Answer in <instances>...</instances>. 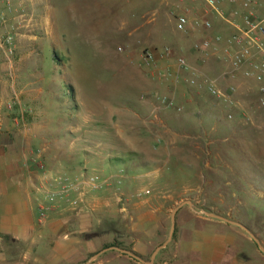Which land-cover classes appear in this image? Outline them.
<instances>
[{
    "label": "crops",
    "instance_id": "crops-1",
    "mask_svg": "<svg viewBox=\"0 0 264 264\" xmlns=\"http://www.w3.org/2000/svg\"><path fill=\"white\" fill-rule=\"evenodd\" d=\"M30 1L33 3H51L49 6H51L55 18L85 17V15L91 19L108 17L112 31L116 34L115 38L108 37L107 40L120 41L128 47L130 45L127 44H131L128 43L131 40L130 37L137 32L143 34L145 41L151 44L154 49L165 47L167 42H172L169 38L170 31L182 39V34H187L190 39H183V42H179L173 48L172 59L169 58L160 62L159 66L163 69L160 76L163 78L158 77L159 79H154V82L159 90L169 91L170 96L173 99L177 98L179 103L193 106L195 113H202L205 116L206 109L203 107L199 92L191 90V87H203L207 92L203 85L205 78L216 79L222 89L223 80H227L230 85H234L236 82V78L230 75L234 69L232 63H227L223 59L225 57L230 58V55L225 51L228 44L227 40L236 32V25H243L244 22L243 16L247 9L243 7L242 1L230 3L228 0H223L226 17L211 12L203 0ZM58 2L65 3L62 6L63 9L58 7L56 4ZM102 5L103 8H101ZM111 5H115V8ZM186 9H188L187 14L190 22L195 18H201V20L210 21L212 27L208 29L202 25L199 27L191 25L186 32L171 30L166 23V18L173 15L176 19V15L185 13ZM235 10H238L237 15H233ZM250 10L257 17L264 16V0H253ZM112 19L116 20L117 23L116 21L112 23ZM171 26H175V24L172 23ZM154 33L160 34V40L152 38ZM216 35L222 36V42L219 44L212 43V47L207 51L196 48L202 40L211 39L213 41ZM26 37H32L33 40L45 38L38 35H25L21 32L16 37L15 60H8L0 52L1 114L2 109H10L11 114L16 112L17 118H23L18 109H26L25 104L19 101L18 96H21L25 101L34 92H37L36 97L34 96L31 100L33 102L40 99V94L43 91L42 86L36 91L32 87V81L35 84L42 77H32L28 72L24 56L26 49L23 50L21 46ZM193 39L198 42L192 44ZM159 44L165 45L158 47ZM110 50L113 51V48L108 47L107 52ZM184 50L192 54L191 57L187 53L191 70H180L177 65V56H184L183 53L186 55ZM125 54L139 60V55L134 51L129 50ZM212 66L216 68L214 77L205 74L208 72V68ZM228 66L230 69H227ZM67 69L68 67H66V74H64L67 90L64 93L74 103L75 95H72L69 90V87L75 84L72 83L74 78ZM146 71L153 78L156 75L152 69H146ZM193 74L200 79L197 86H192L189 83ZM66 80H69V83H66ZM74 88L77 92L75 86ZM12 96L17 97L18 100V103H14L13 106ZM155 102L149 98L147 102H137L135 109H129L136 119H145L144 122L148 121L151 125H144L143 128L142 126L141 128L130 127L137 131L138 135L141 134L142 136L143 134L146 138L139 137L142 142L138 139L132 140V148L128 152V155H131L130 158H120L123 160L126 158L121 169L106 178L104 177L112 182L105 189L112 190L111 196L94 198L93 202L86 198L87 205L82 202L79 208H70L62 202L49 212L44 220L40 219V204L34 195L36 192L33 188L34 183L30 180L29 174L33 171L32 167L26 163L24 156L11 152V147L17 143L16 139L13 137L0 138V264H82L88 256L95 252L93 241L84 239L82 236L92 226L89 222V216L99 215L101 214L100 211L106 215L108 210L113 212V216L117 215L120 218L129 219L130 231L128 234L129 238L133 240V242L131 241L132 251L139 256H145L153 242L163 236L164 231L168 229L167 221L171 222L173 210L181 203L182 197L196 195L201 199L203 194L218 193L221 190H225L226 193L233 196L235 192L241 193L235 184L238 178L231 180L228 176H224V174L233 175V171L226 169L229 165L223 166L225 167L223 169L221 166L213 164L214 162L220 164L222 161H231L229 159L231 157L225 155L222 158L220 155L211 154L209 151L204 154L194 153L188 156L171 152L173 148L178 146L176 142L178 143L181 136H186V134L178 133L168 125V122L163 118V114L168 109H156ZM37 104L40 105V103ZM76 106L73 107L78 109ZM146 106H154V109H146ZM12 109H16V111H12ZM16 119L15 121L10 119V122L7 118L4 119L3 125L8 130L7 134H10V130L16 129L18 125ZM200 126L202 127V125ZM140 129L141 132H139ZM151 133L161 134L163 140L157 139V143L164 141V148L166 151L169 150L168 153L164 155L141 153L144 147L148 150L152 148L147 138L148 134ZM187 136L190 135L187 134ZM198 136L199 139H202L199 141L200 146L206 142V139L201 134ZM186 141L190 140L187 139ZM213 143L214 140L211 139L207 140L205 144L207 146ZM69 145L71 147L72 142ZM138 145H141L142 148ZM156 146H153L152 149H155ZM115 158L111 157L113 160ZM86 174L87 171L84 174L81 173V176ZM220 175L223 176L222 181L217 179ZM81 200L84 199L81 198ZM201 201L204 206L210 209L230 207L226 199L220 202L222 206L218 205L219 203L214 204L212 202V204L205 200ZM197 204H199L198 200L194 202V205L199 211L201 209H198ZM198 211L189 205H184L177 211L174 238L169 243V249L166 252L168 257L164 264H252L257 260L264 264V251L242 228ZM100 222V218L96 220L98 225ZM136 233H141L144 238H136L134 235ZM166 239H160V242H164ZM19 246H23V249L17 250ZM114 252L116 251L108 250L101 253L98 256L101 259H98L95 264H129V261Z\"/></svg>",
    "mask_w": 264,
    "mask_h": 264
},
{
    "label": "rangeland",
    "instance_id": "rangeland-1",
    "mask_svg": "<svg viewBox=\"0 0 264 264\" xmlns=\"http://www.w3.org/2000/svg\"><path fill=\"white\" fill-rule=\"evenodd\" d=\"M10 2L14 7L23 9V12H18L21 15H17L18 17L14 20L16 27L20 29V33L45 37L36 40H33L32 37H26V41L24 40L21 45L23 50L26 49L24 56L29 74L32 77H42L41 83L39 81L34 84L32 81L33 90L36 91L42 86L43 91L40 94V99L33 102L31 100L34 96L36 97L37 92H34L25 101L21 96H18L19 101H22L26 106V109H18L23 118H17L16 112L11 114L10 109H2V114L0 110V138L13 137L16 139L17 143L11 147V152L24 156L28 165L33 163V166L30 165L33 171L29 175L31 176L30 180L34 183L33 188L36 190L34 195L40 204L45 202V192L57 188L50 177H44V172L52 171L54 174L65 175L73 179L78 178L79 180L82 177L81 173L84 174L87 171V174L83 176L97 175L105 179L121 169L120 158H130L131 156L128 155L132 148L131 141L138 139L142 142L139 137L146 138L143 134L142 136L141 134L138 135V132L130 127L141 128L142 126L143 128L144 125H151L148 121L144 122L145 119H136L129 109H135L137 102L144 103L150 98L156 101L154 104L156 109H168L163 114L168 125L178 133L186 134V136H181L179 142H176L178 146L173 148L171 152L188 156L194 153L204 154L209 151L211 154L220 155L222 158L227 155L231 157L229 158L231 161H222L220 164L214 162L213 164L219 165L223 169L225 168L223 166L228 164L229 167L226 169L233 171L234 176L230 174H224V176H228L231 180L238 178L235 184L241 190L239 194L233 190V193L235 192L233 196L226 193L225 190H221L218 193L203 194L201 199L196 195H192V197L187 195L182 197L181 202L191 200L194 203L198 200V209L209 210L214 214L245 223L264 245V108L259 105L260 94L254 81L244 78L241 73L235 77L234 85L228 84L227 80L222 81L225 92H230L229 87L235 88V91L232 92L233 105H226L225 102L211 97L203 87H191V90L199 92L203 107L206 109L204 112L206 115L195 113L193 106L179 103L175 97L174 100L184 108L183 111L178 112L168 108L158 99L162 95L172 98L169 91L159 90L154 82L159 79L158 77L163 78L159 75V71L163 72L161 66L158 65L154 78L150 73H146L147 68L139 65L138 58L134 59L127 56L126 50L120 51V48L125 46H123L124 43L120 41L107 42L109 35L105 33V25L102 20H98L97 17L87 18L86 15L85 17L55 18L49 2L33 3L30 0H10ZM59 12L62 13V11ZM62 14L66 15L65 13ZM114 21L116 20L112 19V23ZM166 23L171 30L177 31L176 26H171L172 23L173 25L176 24L173 15L166 18ZM170 33L169 38L172 42L166 44L168 47H172V51L179 42L184 41L183 39H190L187 34H182V39L176 33L171 31ZM75 37L84 40L82 42L84 51L78 48L73 50L71 43ZM109 37L111 38V36ZM130 38V42H128L129 40L127 42L131 44H127L130 45L129 47L126 46L128 51H134L140 55L144 49H154L151 44L145 41L140 32ZM152 38L160 40V34L154 33ZM87 42H92V44L88 46ZM195 42L198 41L193 39L192 44ZM163 45L165 44H159L158 47ZM108 47H112L113 51L107 52ZM54 51L60 57L67 56L70 58V66L72 65L74 68L71 69L67 64H56L53 59ZM184 51L186 55L184 53L183 55L189 60L187 53L191 56V52ZM15 57L16 53L12 60H15ZM216 59L220 60L219 58ZM223 60H226L227 63L231 62L228 57ZM102 65L103 69L107 67L116 73L113 80L107 68L105 71L100 69ZM98 66L99 69H97ZM66 67L74 78L72 83H75L74 86L77 91L74 94V103L64 93L67 90L64 80ZM215 71L216 68L212 66L208 68V72L205 74L214 77ZM68 81L66 80V83H69ZM13 97L12 106L14 103H18L17 97ZM154 106H146L145 108L154 109ZM13 110L16 111V109ZM229 113L233 116L231 119L227 118ZM144 115L143 117H145ZM6 118L9 122L10 119L15 121L17 118L18 125L15 130L9 131L10 134H7L8 130L3 125ZM199 134L206 139V142L212 139L214 143L206 146V142H204L199 146V141H202L199 139ZM147 138L148 142L151 143L150 147L157 146L155 149L148 150L138 145L142 148L141 153L150 155L168 153L169 150L166 151L164 148V141L157 143V139L163 140L161 134L151 133L148 134ZM187 139L190 141H186ZM70 142H72L71 147H69ZM111 157H116L115 159L119 162L110 163ZM42 166L43 168H41ZM222 177L220 175L217 178L218 181H222ZM106 188L92 190L91 187H86L85 194L82 196L83 202L87 205L86 198L93 202L94 198L111 196L112 190H105ZM225 199L230 206H226V209H210L204 206L201 201L219 203L218 205L222 206L220 202ZM99 213L101 214L89 216V222L92 226L89 227L88 231H95L98 228L96 220L104 216L103 211ZM94 215L95 217H93ZM106 216L109 220L117 221L118 227L127 234L126 239L128 241L126 242L131 245L133 240L129 238L128 234L130 231L129 219L120 218L117 215L113 216L111 210H108ZM167 226L168 229L164 231L163 236L153 242L147 255L141 256L144 260H150L155 246L161 241L160 239L168 238L171 222L167 221ZM134 235L138 239L144 238L141 233ZM113 236L112 232L104 231L91 239L94 253L102 250L105 244L111 242ZM18 249L22 250L23 246H19ZM168 249L169 247L166 250L162 249L163 251L158 253L153 264H164L167 261L166 252ZM114 251L129 261V264H144L117 250ZM93 254L88 256L82 264L88 262ZM98 259L101 258L97 257L90 264H95ZM252 264L263 263H259L257 260Z\"/></svg>",
    "mask_w": 264,
    "mask_h": 264
},
{
    "label": "built area",
    "instance_id": "built-area-1",
    "mask_svg": "<svg viewBox=\"0 0 264 264\" xmlns=\"http://www.w3.org/2000/svg\"><path fill=\"white\" fill-rule=\"evenodd\" d=\"M195 1V0H189ZM207 8L222 17H226L223 0H203ZM230 3L242 1L243 7L247 12L243 16V25H236V32L227 40L226 53L230 55L231 63L234 67L230 72L231 77H237L238 73L246 79L254 80L258 85L260 93L259 105L264 108V16L257 17L250 10V5L253 0H228ZM0 52L8 59L12 60L17 50L16 37L20 34V29L16 27L14 20L18 12H23V9L14 7L10 0H0ZM185 13L176 15V29L179 32H186L192 25L199 27L200 25L211 28L212 23L201 18H195L192 22L189 16ZM238 10L233 11V15H237ZM18 20V19H17ZM20 24V21H19ZM223 38L221 35H216L213 39L202 40L196 48L207 51L212 47V43L219 44ZM127 47H121L120 51H125ZM173 51L170 47L165 46L160 49H144L140 53L139 65L143 68L157 70L161 61L171 58ZM177 65L180 70H191L188 60L184 56H177ZM159 71V75H161ZM199 77L195 74L189 79L192 86L199 85ZM203 85L207 92L213 98L225 102L227 105H233L234 99L232 92L235 88L230 87V92H225L218 84V81L213 78L203 79ZM158 99L168 108L175 109L178 112L183 111V106L176 102L173 98L167 95L159 96ZM231 113L227 118L231 119ZM36 161V159H35ZM43 168V166L41 167ZM44 172V177H50L56 184L57 188L52 191L45 192V202L40 204V219H46L51 212L60 203H66L70 208H77L83 201L82 196L85 194L86 187H91L92 190H101L108 187L112 182L109 179H102L99 176H82L81 179L71 178L54 172ZM87 185V186H86ZM75 194V195H74Z\"/></svg>",
    "mask_w": 264,
    "mask_h": 264
},
{
    "label": "trees",
    "instance_id": "trees-1",
    "mask_svg": "<svg viewBox=\"0 0 264 264\" xmlns=\"http://www.w3.org/2000/svg\"><path fill=\"white\" fill-rule=\"evenodd\" d=\"M111 2V1H110ZM114 3V2H113ZM57 5H58V7H60V9H63L62 8V6H63V4H65V3H60V2H58V3H56ZM94 4V3H93ZM112 7H114L115 5H111ZM101 8H103V5H102V7ZM115 8V7H114ZM98 18V20H102L103 21V23H104V25H105V33L106 34H108L109 36H111V38H115V32L114 31H112V25H111V22H110V19L108 18V17H102V18H100V17H97ZM108 36V37H109ZM110 38V37H109ZM102 40H103V38H101ZM84 40H82L81 38H79V37H75V38H73V40H72V48H73V50L75 49V48H78V49H80L81 51H84L85 49H83L82 48V42H83ZM110 42V43H113L112 42V39H110V40H107V42ZM87 44H88V46L90 45V44H92V42H87ZM124 46V45H123ZM124 47H126V46H124ZM128 49V47L126 48V51H128L127 50ZM105 55V54H104ZM53 59H54V62L56 63V64H58V65H61V64H67V65H69L70 66V63H71V61H70V58H68L67 56H63V57H60L59 56V54L56 52V51H54V54H53ZM71 67V69L72 68H74V66H70ZM107 68V67H106ZM106 68H104L103 69V65L101 66V70H103V71H105L106 70ZM97 69H99V66L97 67ZM107 70L109 71V73H110V75L112 76V80L115 78V76H116V73H114L113 71H111V70H109L108 68H107ZM103 81V80H102ZM101 81V82H102ZM96 83H99V81H96ZM69 90H70V92H71V94L72 95H74L75 94V88L73 87V86H70L69 87ZM126 160V159H125ZM113 161H116V162H119L117 159H111V161H110V163H112ZM120 162L121 163H124L125 161H123L122 159L120 160ZM30 165L31 166H33V163H30ZM30 166V167H31ZM101 222H100V224L98 225V228L97 229H95V231H88V232H86V233H84L82 236H83V238L84 239H89V240H91V239H93V238H95L96 236H99L102 232H104V231H110V232H112L113 234H114V236H113V239H112V241L111 242H109V243H107V244H105L104 245V247L102 248V249H104V248H108V247H111V246H118V247H121V248H124V249H128V250H131L132 251V247H131V245H129L126 241H128L127 239H126V235L127 234H125L126 232L122 229V228H119L118 227V224H117V221H115V220H109L108 218H107V216L106 215H104V216H102L101 217ZM173 238H174V236H173ZM5 239H8V238H5ZM163 242V241H162ZM162 242H160L159 244H161ZM158 244V245H159ZM170 245V244H169ZM169 245L165 248V249H163V250H166L168 247H169ZM162 250V251H163ZM161 251V252H162ZM161 252H159V253H161Z\"/></svg>",
    "mask_w": 264,
    "mask_h": 264
},
{
    "label": "water",
    "instance_id": "water-1",
    "mask_svg": "<svg viewBox=\"0 0 264 264\" xmlns=\"http://www.w3.org/2000/svg\"><path fill=\"white\" fill-rule=\"evenodd\" d=\"M184 205H189L192 209H194L195 211H198L196 208H195V205L194 203L191 201V200H185L183 202H181L174 210H173V213H172V216H171V228H170V232H169V236L168 238L163 242L161 243L160 245H158L152 252V255H151V258L149 261H146L144 260L141 256H139L138 254H136L134 251H131V250H128V249H124V248H121V247H118V246H111V247H108V248H104L102 250H100L98 253L94 254L88 262L84 263V264H90L94 259H96L101 253L105 252V251H108V250H117L123 254H126L136 260H139L141 261L142 263L144 264H153L158 253L166 248L168 246V244L172 241L173 239V236H174V233H175V229H176V213L177 211ZM198 212L202 213V214H206L208 216H211V217H214V218H218V219H221L223 221H226L228 223H231V224H234L240 228H242L244 231H246L251 237L252 239L259 245V247L264 251V246L262 245L260 239L255 235L254 232H252L250 230V228L245 225L244 223L242 222H238V221H235V220H232L228 217H225L223 215H219V214H214L212 212H210L209 210H205V209H201L199 210Z\"/></svg>",
    "mask_w": 264,
    "mask_h": 264
}]
</instances>
